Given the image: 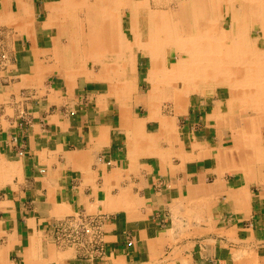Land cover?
<instances>
[{
	"label": "crops",
	"instance_id": "0c3cea01",
	"mask_svg": "<svg viewBox=\"0 0 264 264\" xmlns=\"http://www.w3.org/2000/svg\"><path fill=\"white\" fill-rule=\"evenodd\" d=\"M64 4L0 0V264H264V169L234 170L217 100L148 106L141 48L130 72H105L117 86L75 76ZM77 212L103 219L104 258L56 241Z\"/></svg>",
	"mask_w": 264,
	"mask_h": 264
},
{
	"label": "bare ground",
	"instance_id": "6f19581e",
	"mask_svg": "<svg viewBox=\"0 0 264 264\" xmlns=\"http://www.w3.org/2000/svg\"><path fill=\"white\" fill-rule=\"evenodd\" d=\"M218 1L223 8L215 13L210 11L215 5L211 6L209 0H154L153 4L150 0H65L60 34L67 36V58L68 42L76 41L75 55L80 62L77 73L81 74L89 46L93 58L102 54L109 58L110 68L105 72L113 76L124 69L131 70L129 63L141 48L151 62L148 106L152 108L159 106L163 94H170L176 110H180L195 89L208 85L227 89L228 110L216 111L214 116L221 120L220 124L227 122L222 126L231 128L233 152L242 155L234 170L246 172L264 158V0H234L240 3L238 9L233 0ZM125 8L129 10L131 38L122 27ZM82 9H90L88 12L94 15L88 21L89 34L81 21L74 23ZM252 31H256L254 36ZM169 49L175 53L173 61L169 60ZM172 79L183 80L184 88L174 86L172 91ZM231 112L236 116L233 122ZM173 120L162 119V133L176 129Z\"/></svg>",
	"mask_w": 264,
	"mask_h": 264
},
{
	"label": "rangeland",
	"instance_id": "374dc122",
	"mask_svg": "<svg viewBox=\"0 0 264 264\" xmlns=\"http://www.w3.org/2000/svg\"><path fill=\"white\" fill-rule=\"evenodd\" d=\"M151 1V4L154 3V0H150ZM234 1V0H233ZM209 3L211 6L215 5L214 8H212L211 6V9L210 11H213V12H219L220 10H222V4L219 5V1L218 0H212L210 1L209 0ZM234 5H235V8L238 9L240 7V3L237 2V1H234ZM87 8H90V6ZM86 8V9H87ZM226 8V7H225ZM86 9H82L80 10L79 14L77 17L78 20H77V17L75 18L76 20H74V23H76V21H81L82 22V27L83 29H85V33L86 34H89L90 32L88 31V27H89V18H93L94 15H92L91 13H89L88 10ZM73 10V9H71ZM216 16H219L218 14H216ZM86 17V18H85ZM88 17V18H87ZM91 18V19H92ZM225 25L227 26V21L225 22ZM122 27H123V31L126 32L128 34V36L131 38L132 35L130 33V15H129V10L128 9H123V24H122ZM125 29V30H124ZM72 30H74L73 28H71V35H70V38H72ZM257 31V29H256ZM256 31H252L251 32V35L254 36V33H256ZM131 35V36H130ZM58 36L60 38V42L62 43L63 47V55H64V49H65V46L64 45H67V36H62L60 34V32H58ZM74 36V35H73ZM63 37V38H62ZM76 42V41H75ZM73 41V39H71V43L68 42V44L70 45V54L67 57H64V60H65V63H67L66 65L68 67H70V64L72 61H74V67H75V75L77 74V71L79 69V60H78V56L75 55V51H76V47H75V43ZM83 47L85 48L86 47V43L83 42ZM90 49V51H89ZM169 52V60L170 61H173L176 59L175 57V53L172 49H169L168 50ZM92 54V48L89 46L87 47L86 49V59H85V67H83V71L84 73L82 74L83 76L84 75H87L86 78L88 80H96V81H103L104 83L103 84H99V83H96L97 84V87H102V88H105L107 85L105 84V81H107V83H109V87L112 88V86H117V79L114 78L113 80H109V78H106L105 77V71L108 70V67L110 68V60L108 57H105L103 54L102 55H99V56H96V57H92L91 56ZM0 56L2 58H4L5 54L4 52H2V47L0 46ZM65 56V55H64ZM108 56V55H107ZM138 62H137V70L141 71V77H145L146 76V72L149 71V68H150V65H151V62H150V57L148 55H146L143 51H141L139 54H138ZM106 60V61H105ZM68 61V62H67ZM89 61V62H88ZM108 65V66H107ZM66 66V67H67ZM119 76V74H118ZM117 77V76H116ZM147 81V80H146ZM171 82H172V85H171ZM169 82V85H171L170 89L173 91V89H176L175 87L177 86V88L179 89H182L184 88V81L181 80V79H172V81ZM150 84L151 83V80L149 79V81L147 82V84H143L141 86V91L142 92H147L150 88ZM175 86V87H174ZM170 89H167L168 91ZM166 90V91H167ZM166 91H164L166 93ZM178 91V90H177ZM171 92V91H169ZM190 94V95H189ZM188 94V96H191L193 98H197V97H201L202 95L203 96H206V99L208 100V102H210V104L206 105V106H209L210 108L213 106L211 105V99H215L217 100L216 101V104H217V107L220 109V111H227L228 109V105H227V100H228V91L227 89H224L220 86H214V85H208V86H205L204 88L202 89H195L193 90V92L191 91L190 93ZM170 95V94H169ZM167 94H163L161 96V102H159V106L161 107L162 109V112L165 111V112H174V108L175 106L173 105L174 102L173 100L171 99V96H169ZM210 100H209V99ZM227 98V99H226ZM186 104H183L184 108L187 106L188 104V101L185 102ZM223 103V104H222ZM168 105V106H167ZM209 109V108H207ZM206 109V110H207ZM236 119V116L233 114V112H231L230 114V120L231 122H233L234 120ZM220 119L217 118V122H221V120L219 121ZM227 123V122H225ZM225 123H222V124H225ZM181 123H179L178 125V129L180 131V125ZM224 129V130H223ZM263 130H264V127H263ZM222 134L224 135L225 137V145L226 146H231L232 144V131H231V128L229 126H225L224 128H222ZM240 160V159H239ZM259 167H262L264 169V158L259 162Z\"/></svg>",
	"mask_w": 264,
	"mask_h": 264
},
{
	"label": "built area",
	"instance_id": "2783aa9c",
	"mask_svg": "<svg viewBox=\"0 0 264 264\" xmlns=\"http://www.w3.org/2000/svg\"><path fill=\"white\" fill-rule=\"evenodd\" d=\"M101 216L77 212L54 225L56 241L79 249L83 256L97 260L106 255Z\"/></svg>",
	"mask_w": 264,
	"mask_h": 264
}]
</instances>
